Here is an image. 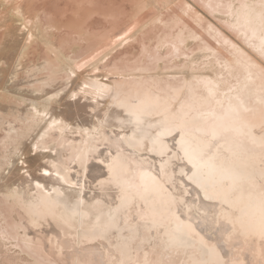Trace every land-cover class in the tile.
I'll return each instance as SVG.
<instances>
[{"label": "rangeland", "instance_id": "374dc122", "mask_svg": "<svg viewBox=\"0 0 264 264\" xmlns=\"http://www.w3.org/2000/svg\"><path fill=\"white\" fill-rule=\"evenodd\" d=\"M263 4L0 0V264H264V193L242 180L264 151L182 104L201 78L214 107L264 101V42L236 28L263 37Z\"/></svg>", "mask_w": 264, "mask_h": 264}, {"label": "bare ground", "instance_id": "6f19581e", "mask_svg": "<svg viewBox=\"0 0 264 264\" xmlns=\"http://www.w3.org/2000/svg\"><path fill=\"white\" fill-rule=\"evenodd\" d=\"M213 1V0H212ZM96 2V1H95ZM215 3V2H213ZM212 2H207V5H209L210 7H212ZM206 5V6H207ZM215 6V4H213ZM264 5V4H263ZM76 6V5H75ZM72 9V8H71ZM189 16V15H188ZM244 19L247 18V17H243ZM242 19V18H241ZM243 19V23H241L240 25H237L236 28L239 31L243 32L244 36H245V40L248 42V43H251V44H254L256 46H259L261 48V45L262 43L264 42V36H260L259 33H256L255 29L253 28L252 25H249L248 23H244V20ZM198 20V19H197ZM248 21V20H247ZM70 22V21H69ZM203 22V21H202ZM246 22V21H245ZM204 23H202L203 25ZM239 24V23H238ZM250 24H253V23H250ZM177 25V24H175ZM181 25V24H180ZM206 25V24H205ZM204 25V26H205ZM211 25V24H210ZM111 26V25H110ZM182 26V25H181ZM256 27V26H255ZM190 28V27H189ZM212 30H213V35L216 36L217 39H220L222 42H228V43H231V40L225 35L223 34V32H221L218 28L216 27H211ZM119 29V28H118ZM195 29V28H194ZM205 29H207L205 27ZM204 30V29H203ZM184 31V30H183ZM118 32V31H117ZM197 32V31H196ZM211 32V31H210ZM209 32V33H210ZM211 34V33H210ZM212 36V35H211ZM183 37V36H182ZM182 37H180L179 35H175L174 36V39L171 40V49L173 50H176L178 49L179 46H177V42H182L183 39H181ZM211 38V37H210ZM213 38V37H212ZM103 39V38H102ZM167 40V39H166ZM207 40V39H205ZM168 42V41H167ZM220 42V41H219ZM92 43V42H91ZM204 43V41H203ZM132 44V43H131ZM205 44H207V42H205ZM210 46V45H209ZM130 47V46H129ZM179 50V49H178ZM171 51V50H170ZM263 51V50H262ZM172 52V51H171ZM264 53V51H263ZM112 57V56H111ZM112 63V62H111ZM109 64V63H108ZM123 66V65H122ZM128 69V68H127ZM248 75V74H247ZM176 78V77H175ZM180 79V78H179ZM174 80V79H173ZM181 81V79L179 80ZM170 82V81H168ZM198 82H201V88L200 87H196L195 85H192L191 84V87H190V93L191 95L185 99V101L182 103L184 104V106H188V108L185 110H192V109H197V110H200V111H203V110H210L212 112L210 118H209V127L211 126H218V127H223V130H224V134H227V136H229L228 138V144L232 145L233 147H236L238 149H241V150H246V151H252V152H258L261 156L263 153L261 152L262 150L264 151V139L261 140L257 137L256 133H255V128L264 121V101H257L255 102L256 100H247L245 98H242V97H239L238 101H232L230 100V98L228 97V100H226L224 102V104H221L218 106V107H214L213 105V101L218 99L219 101L221 100V96L219 94H216L215 91L212 89L213 86H214V82L211 81L209 78H201ZM173 83V82H172ZM171 83V85H172ZM178 81L174 84H177ZM173 84V85H174ZM170 85V84H169ZM175 86V87H174ZM173 87L175 88V93L178 89H176V87H178V85H174ZM180 86V85H179ZM165 87L162 86V88ZM179 88V87H178ZM197 88H200L201 91H199ZM169 89V88H168ZM96 90V89H95ZM210 90L211 93L213 94L212 98L214 100H208L205 96V93ZM173 91V89L171 90ZM173 93V96L174 94ZM187 93V92H186ZM158 96V95H157ZM163 97V96H162ZM167 102V101H166ZM166 102H164L166 104ZM260 102V104H259ZM181 104V105H182ZM257 108H255V106H257ZM157 108V107H156ZM179 113V112H178ZM184 116V114H183ZM187 118V117H186ZM54 123V122H53ZM263 128V127H262ZM54 129V128H53ZM50 130V129H49ZM262 130V129H261ZM57 131V130H55ZM180 131V130H179ZM54 132V131H53ZM51 133V132H50ZM97 133V131H96ZM164 133V131H163ZM87 134V133H86ZM234 134H237L238 137H233ZM112 135V134H111ZM165 135V134H164ZM105 136V135H103ZM116 136V135H115ZM64 137V135H63ZM66 137V136H65ZM119 137V136H118ZM83 138H84V135H83ZM50 139V138H49ZM109 139V138H108ZM118 139V138H117ZM79 141V140H78ZM118 141L119 140H113V145H117L118 144ZM122 141V140H120ZM119 141V142H120ZM82 142V141H81ZM108 142V141H107ZM123 144V143H122ZM125 145V144H124ZM94 146V145H93ZM118 146V145H117ZM123 146V145H122ZM114 147V146H113ZM119 147V146H118ZM108 148V147H107ZM122 148V147H121ZM129 149V148H128ZM127 149V151H128ZM119 150V149H118ZM120 150H123V149H120ZM126 150V149H125ZM81 151V149H80ZM108 151V150H107ZM117 151V150H115ZM121 152V151H120ZM244 152V151H242ZM77 153V151H76ZM240 153V152H239ZM133 154V153H131ZM241 154V153H240ZM122 155V154H121ZM246 155V154H245ZM251 155V154H250ZM147 156V155H146ZM145 156V157H146ZM243 156V155H242ZM255 156V155H254ZM116 157V155H115ZM137 157V155H136ZM253 157V156H251ZM264 156L262 155L261 156V161H264L262 160ZM123 159V158H121ZM131 159V158H129ZM143 160V159H141ZM147 160V159H145ZM150 160V159H148ZM230 160V159H229ZM132 161V160H131ZM151 161V160H150ZM246 163L245 165L249 166V164L251 165H256L257 164V159H252L251 161L252 162H248L247 160H244ZM139 163V162H138ZM142 163V162H141ZM151 163V162H150ZM134 164V163H133ZM143 164H144V160H143ZM259 164V163H258ZM138 165V164H137ZM142 165V164H141ZM140 165V167H142ZM145 165V164H144ZM139 166V165H138ZM137 166V167H138ZM154 166V165H153ZM129 167V166H128ZM127 167V169H128ZM146 167V165H145ZM244 167V166H242ZM139 168V167H138ZM139 170V169H137ZM249 170H250V167H249ZM249 170H246L243 171L244 172V178L242 179L244 181V186H243V190H247V189H251L254 193H257V194H262L264 193V168L261 169V172L258 171L257 173H252L250 172ZM72 171V170H71ZM140 171V172H139ZM137 172V176L136 178H133V180H131V183L135 186V185H141L143 184V177H144V174H142V171L139 170ZM150 171V170H149ZM91 172L92 174H99L100 173V170L99 168L95 165L91 168ZM251 173V174H250ZM101 175L103 174L100 173ZM125 175V174H124ZM101 177V176H100ZM80 178V177H79ZM95 178V177H94ZM103 178V177H102ZM126 186H128L129 184L126 182ZM158 185V184H157ZM139 187V188H140ZM159 187V186H158ZM153 190V189H152ZM247 192V191H246ZM253 193V194H254ZM166 195V194H165ZM258 196V195H257ZM252 198V197H251ZM165 203L167 202L166 201V198H163ZM245 201V200H243ZM158 202V201H157ZM262 207V206H261ZM154 210V208H153ZM165 210V209H164ZM163 211V210H162ZM263 211V210H262ZM147 213V212H146ZM220 215L221 212H218ZM264 213V212H263ZM192 215V214H191ZM207 215V214H206ZM205 215V216H206ZM263 215V214H262ZM158 216V215H156ZM249 216V215H248ZM210 217V216H209ZM214 217V216H213ZM253 217V216H251ZM250 217V218H251ZM262 217V216H261ZM211 218V217H210ZM218 218V217H217ZM254 218V217H253ZM264 219V217H262ZM244 219V217H243ZM263 219H256V221H259L260 223V226L256 227L257 228V231L264 235V220ZM190 220V218H189ZM219 220V219H218ZM222 220V219H221ZM214 221V220H213ZM216 221V220H215ZM235 222V221H234ZM198 224V223H197ZM193 225V224H192ZM191 227V226H190ZM190 227L187 225V226H181L180 229H188V231L191 232V229ZM201 229V228H200ZM43 231V230H42ZM196 234V233H195ZM191 235V233H190ZM40 236V235H39ZM39 238V237H37ZM41 238V237H40ZM39 238V239H40ZM40 241V240H39ZM257 241V240H256ZM259 247V246H258ZM51 249V248H50ZM260 249V248H259ZM74 250V249H73ZM80 250V249H79ZM100 250V249H99ZM91 251V250H89ZM260 251V250H259ZM82 254V253H81ZM91 254V253H90ZM89 254V255H90ZM96 254V253H95ZM94 255V253H92L90 255V258L88 260V264H103L101 263V261L98 260V263H97V260L94 261L93 257L96 256H92ZM82 257V256H81ZM98 257V256H97ZM84 259V258H83ZM82 259V260H83ZM88 259V258H87ZM86 259V261H87ZM102 259V258H101ZM104 259V258H103ZM85 262V260H83ZM105 262V259L102 260ZM171 261V260H170ZM173 261V260H172ZM83 262V263H84ZM81 263V261L78 263V264H83ZM107 263V262H106ZM177 263V262H176ZM121 264H125L124 262H122Z\"/></svg>", "mask_w": 264, "mask_h": 264}]
</instances>
